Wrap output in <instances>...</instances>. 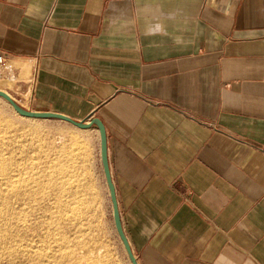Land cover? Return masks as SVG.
Here are the masks:
<instances>
[{
  "label": "crops",
  "instance_id": "crops-1",
  "mask_svg": "<svg viewBox=\"0 0 264 264\" xmlns=\"http://www.w3.org/2000/svg\"><path fill=\"white\" fill-rule=\"evenodd\" d=\"M0 55L104 124L138 264H264V0H0Z\"/></svg>",
  "mask_w": 264,
  "mask_h": 264
},
{
  "label": "rangeland",
  "instance_id": "rangeland-1",
  "mask_svg": "<svg viewBox=\"0 0 264 264\" xmlns=\"http://www.w3.org/2000/svg\"><path fill=\"white\" fill-rule=\"evenodd\" d=\"M16 68H17V71L15 72V74L16 75L19 74V75L16 76L17 78L15 80L9 79L11 76L8 72L0 70V73H1L0 74V89H4V90L11 92L13 97H15L17 99V101H19V103L23 107H25L26 109L35 110V106L33 104L34 103L33 84L35 83V81L33 83L29 81L30 79H33V74H30V71H31L30 66H27V68L26 67L19 68V69H21V72H19L18 67H16ZM26 92H30V95H28L27 97L24 96ZM9 123H10V125H9ZM86 140H87L86 136H82L79 133V129L77 127H74L73 125H71L70 123H68L64 120L53 119V118H30V117L22 116L19 113H17L15 110H13L11 105L4 98L0 97V161L3 162V163H0L1 164L0 165V182H2V183H0L1 184L0 185V187H1L0 192L1 193L3 192V194H4L5 188L10 191L9 192L8 190H6L7 192H5L7 194L9 192V196L7 194L3 195L1 193H0V196H1V198H4V197L9 198V200H10V198H16V196H17V198H30V197L33 198V197H35L36 198L35 201H37L38 198H41L43 196H44L43 198H47V196H48V198H51L52 201L46 200V202L48 201L47 204L52 203L51 204V207H53L52 209L57 211L56 208L58 206L57 207H55V206L59 205V203L56 204V199H53V198H58L59 196H60L59 198H61V196H62V198L64 199V197H65L64 200H67V202L64 200L63 201L68 203L67 205H69V204H71L70 201H72V196L74 198V195H75V198H79L81 200L80 207H81V211L83 210L82 211L83 216L81 213V218L74 221L71 217H70L71 218L70 219L65 214L67 220L62 219V218H65L62 215V213H64L62 211L63 206H64V204H63L64 202L60 203V206L63 204L61 206L62 208L60 209V206H59L58 207L59 210L57 211L58 213H60V211L62 212L61 213L62 216L59 220L61 222L59 224L60 226L57 225L59 228L56 229L57 227L54 228L53 225H50V227L48 229H50V231L52 232L53 228H54V230L56 229L58 232V230L61 229V224H63L64 229L62 228L63 230L61 229V232L60 231L58 232L60 235L57 234V237L58 236L61 237L63 235L68 234L67 237L70 238L68 240L70 241L69 244H71V246H72V244H75V242H76V244H79L77 246V248L80 247L82 249L83 246H85L84 248L89 246L90 249H93L92 251H93V253L95 252V254H96L95 250L99 247H102V251H101L102 253L100 254L101 256L99 258H102V260L104 261L105 264H109V263L110 264H131V262L128 258V255L124 249V246H123V244H122V242H121V240L117 234V231L115 229L114 220H113V212H112V203H111L109 193L107 192V188L105 186L95 185V182H97V180L95 178V171H93L91 169L92 155L89 153L88 147H86V143H85ZM59 152L60 153L64 152L61 154L62 159L60 158V154H58ZM54 153H55V155H54ZM63 154H64V156H63ZM56 155L57 156L59 155V157H57ZM55 156H56V158H55ZM56 159H59V160H56ZM60 160H63V161H60ZM52 161H54L56 164H58V161L61 162V164L63 162L62 167H60V163H59V167H58ZM48 162H50V163H48ZM30 164H32V165H30ZM54 164H55V166H54ZM51 165L53 167V170L55 169V171H53V170H49V171H51V174L54 172L56 175L53 173L55 176H53V174H52L53 177L50 176V180H48L49 179L48 176H47L48 177L47 179H45V178H46V175H50L49 174L50 172L48 171V169L51 167ZM31 166H33V168ZM47 167H48V169H47ZM55 167H57V169ZM66 167L69 170H67ZM59 168L61 169V170H59L60 174H58ZM27 169H29V170H27ZM5 170H7V171H5ZM62 170H64L65 172ZM27 171L28 172L30 171L29 174L26 173ZM31 171L33 173L36 171L34 173L35 179L32 178L33 176H31V175H33V173ZM38 171H39V173L41 172L40 175H39ZM56 172H58V173H56ZM62 172L65 173V174H63L65 177H63ZM7 173H8V175H7ZM44 173H46V174H44ZM10 175L12 176L13 179L8 180L11 178ZM22 175H27L26 177H29V176H31V177L27 178V180H26L25 176H22ZM57 175H58V177H57ZM13 176H15L16 178ZM37 176H38V178H37ZM39 176H41L42 178H40ZM17 177L20 179H18ZM23 177L25 178L26 181L23 180L24 179ZM53 178L54 179L56 178V179L54 180ZM59 178L62 180H60ZM14 179H15V181L17 179H18L17 180L18 182L20 181L19 184L16 181V183L18 185H16V183H12V181L15 182ZM37 179H39V180H37ZM57 179H59L60 181ZM33 180L35 181V183ZM43 180H45L46 186H45V184H43L44 183ZM51 180H52V182L50 184L52 186L54 185L53 186L54 188L50 185H49L50 188L47 186L49 184L48 181L50 182ZM30 181H32V182H30ZM58 181L63 182L64 184L59 183ZM25 182H30V183H32V184L34 183V184L32 185L30 183H25ZM53 182H54V184H53ZM7 183L9 184V186L11 185V189H12V187L15 188L14 191H12L13 192L12 194H11V189L6 187V186H8ZM55 183H57L58 186H55ZM78 183H80V184H78ZM4 184H5V188H4ZM20 184L21 185L22 184H24V185L30 184V185H32L31 187H33V188H30L29 185H28L29 187L27 185H25V186L23 185L21 187ZM61 184H63V185H61ZM63 186H64V189H65V186H67L64 191H63ZM16 187L21 188V190H22V188L25 187V191H24V189L22 190V192H24V194L22 195L21 190L18 189V190H20V191H18ZM37 187H38V189H37ZM41 187H43V188L47 187L50 190H49V192H45V191H48V189H42ZM26 188H29V190L33 189V191L32 192L28 191V189L26 190ZM3 189H4V191H1ZM40 189H42V190H40ZM34 190L36 191L37 194L35 193ZM56 190L58 191V193L63 191L64 194L62 192L61 194H63V195H61V194L59 195ZM66 190L67 191L69 190V191L67 192ZM14 192L18 195L21 194L22 196L19 195V196H21V197H19L18 195H15ZM26 192L27 193L30 192L29 193L30 195L27 194ZM50 192H51V195L49 197ZM53 192H54V195L52 194ZM71 192L73 193V195L71 194ZM31 193H32V196H31ZM34 193L36 194V196L37 195L38 196L36 197L34 195ZM46 193H48V195ZM25 194L27 195V197ZM2 195L4 197H2ZM70 195H72V196H70ZM51 196H56V197H51ZM67 196H68V198L71 197V198H69L70 200L67 199ZM5 200L6 199H4L3 201L0 200V207H2L4 205L3 208H6V213H8V214H5V212H4L1 215L0 218H1V220H3L2 222H4L5 224L9 223V222H13L12 219L15 221V219L20 215L23 217V221L25 220L24 221L25 225H23V227L21 225L11 226L9 229L10 233L13 231L14 232L12 234H10L9 230H8V232L5 230L6 233L8 235L18 236L17 239L18 238L24 239L23 243L26 246L25 249H31V252L33 253V255L30 257L31 252L27 255L25 253L20 254L19 252L17 253L14 251H12L11 254H7L6 252H3V250H4L3 247H4L5 243H1L2 245H0L1 246L0 247V254L1 253L2 254L0 255V258H1L0 264H36L35 262H37V264H39V263L45 264V262H46V261H44L45 258H41L36 253V252H38L39 249L43 248V246H44L42 244V242H43L42 238L44 237V234L46 233V232H44V229L46 231L48 230L46 226L40 227V225H41L40 223L43 222L47 218L46 216H43L44 218L42 216H40V219H39L38 213L40 211H37V210H39L37 206H40V203H39L40 201L38 200L37 201L38 203L35 202V204L37 203L35 205L37 210H35V212H32L31 210H29V208L28 209L25 208V207H28V202H26V204H25L24 201L16 202L15 199L14 200L11 199L10 201H12V202H10L8 199H7V201H5ZM1 202H3V204ZM4 202H9V204L4 203ZM1 204H2V206H1ZM13 204H15V205H13ZM76 204H78V203H76ZM76 204H74V205H76ZM8 205H11V207ZM20 205L22 208V209H20V212L22 214L17 213V211L20 208V207L18 208V206H20ZM82 205H83V207H82ZM14 206L18 210L16 209L14 211V209H15ZM12 209L14 212L12 211ZM22 210H24V211H22ZM10 213H12V214L15 213L16 215L17 214H19V215H17V216L12 215V217H14V218L10 219V217H11ZM68 213L71 214L69 211H68ZM15 216H16V218H15ZM37 217H38V219H37ZM41 219H43V221ZM6 220H7V222H5ZM64 220H66V221H64ZM77 221H79V222H77ZM36 222H38V223L36 224ZM66 222L68 223L67 224L68 226L64 227L65 226L64 224ZM78 223H80L81 225ZM36 226H37V232L39 235L35 234V227ZM79 226H81V229L79 228ZM13 228H15V230ZM24 228L25 229L27 228L28 231L24 230ZM78 228H79V230H78ZM39 230L40 231L43 230V231L40 232ZM65 230L67 233L65 232ZM61 233H63V234L61 235ZM21 235L24 238H21ZM35 235H36V237H35ZM37 236H39V238H40L38 243H37V241L39 238ZM90 241L92 242V244L90 243ZM85 242H87V243H85ZM35 244H37V245H35ZM51 245L53 246V247L51 246V249H54L53 251H55V249L58 248V247H56L55 244L54 245L51 244ZM27 246L29 248H27ZM36 246H38V247H36ZM33 249H34V252L32 251ZM34 253H35V255H34ZM54 253H56V252H54ZM57 253H59V252L57 251ZM13 254H15V255H13ZM22 254H24V255H22ZM8 255L9 256L11 255V256L8 257ZM34 256H38V257L35 258ZM106 258H108V259H106ZM39 259H40V261L38 263ZM71 259L72 258L70 257V260ZM12 260H13V262H12ZM92 260L95 262L94 259H92ZM47 264H49V263H47Z\"/></svg>",
  "mask_w": 264,
  "mask_h": 264
},
{
  "label": "bare ground",
  "instance_id": "bare-ground-1",
  "mask_svg": "<svg viewBox=\"0 0 264 264\" xmlns=\"http://www.w3.org/2000/svg\"><path fill=\"white\" fill-rule=\"evenodd\" d=\"M9 79H11V80H14L13 78H9ZM1 90H3V91H5V92H7V93H9L11 96H12V98H14L16 101H17V99L15 98V97H13V95H12V93L11 92H9V91H7V90H4V89H1ZM18 103H19V101H17ZM9 103V102H8ZM10 104V103H9ZM20 104V103H19ZM11 105V104H10ZM21 105V104H20ZM11 107H12V105H11ZM13 108V107H12ZM13 110H15L14 108H13ZM9 125H10V123H9ZM33 146V145H32ZM61 149V148H60ZM64 149V148H63ZM60 151V150H59ZM65 151V150H64ZM27 153V152H26ZM62 153H64V152H62ZM62 153H58V154H60V158H61V154ZM54 155H55V153H54ZM66 155V154H65ZM57 156V155H56ZM56 156H55V158H56ZM63 156H64V154H63ZM62 156V157H63ZM67 156V155H66ZM57 157H59V155L57 156ZM68 157V156H67ZM54 158V159H55ZM64 158V157H63ZM35 159V158H34ZM62 159V158H61ZM8 160V159H7ZM32 160V159H31ZM50 160V159H49ZM56 160H59V159H56ZM11 161V160H10ZM36 161V160H35ZM55 161V160H54ZM54 161H52V162H54ZM60 161H63V160H60ZM8 162V161H7ZM6 162V163H7ZM33 162V161H32ZM40 162V161H39ZM56 162V161H55ZM54 162V163H55ZM0 163H3L2 161H0ZM5 163V164H6ZM10 163V162H9ZM31 163V162H30ZM47 163V162H46ZM48 163H50V162H48ZM59 163H60V167H62V164H63V162H62V164H61V162H59L58 161V164H56L58 167H59ZM4 164V165H5ZM33 164V163H32ZM32 164H30V165H32ZM52 164V163H51ZM55 164H54V166H55ZM1 165V164H0ZM29 165V166H30ZM53 165V164H52ZM52 165H51V169L49 168L48 169V167H47V169H48V171L49 170H53V167H52ZM8 166V165H7ZM6 166V167H7ZM28 166V167H29ZM35 166V165H34ZM4 167V166H3ZM27 167V166H26ZM32 168H33V166H31ZM64 167V166H63ZM21 168V167H20ZM30 168V167H29ZM46 168V167H45ZM56 169H57V167H55ZM63 169V168H62ZM66 169H67V167H66ZM27 170H29V169H27ZM33 170V169H32ZM35 170V169H34ZM43 170V169H42ZM41 170V171H42ZM59 170H61L60 168L58 169V172H59ZM65 170V169H64ZM64 170H62V171H64ZM67 170H69V169H67ZM3 171V170H2ZM5 171H7V170H5ZM18 171V170H17ZM47 171V172H48ZM53 171H55V169L53 170ZM52 171V172H53ZM66 171V170H65ZM64 171V172H65ZM9 172V171H8ZM22 172V171H21ZM20 172V173H21ZM30 172V171H29ZM29 172L27 171L26 173H28L29 174ZM32 172V171H31ZM36 172V171H35ZM34 172V173H35ZM46 172V171H45ZM50 173V175H46V178L45 179H47L48 177H49V179L48 180H50V176H52V174L54 173H52L51 174V171H49ZM58 172H56V173H58ZM64 172H62V175L63 174H65ZM3 173V172H2ZM1 173V174H2ZM25 173V174H26ZM33 173V172H32ZM34 173H33V175H31V176H33L32 178L33 179H35L34 178ZM38 173H39V171H38ZM10 174V173H9ZM31 174V173H30ZM41 174V172L39 173V175ZM44 174H46V173H44ZM43 174V175H44ZM55 174V173H54ZM53 174V176H55ZM58 174H60V172L58 173ZM68 174V173H67ZM7 175H8V173H7ZM19 175V174H18ZM36 175V174H35ZM42 175V176H43ZM61 175V176H62ZM11 176V175H10ZM22 176H25V178H26V180H27V178H29V177H31V176H29V177H26L27 175H22ZM45 176V175H44ZM43 176V177H44ZM48 176V177H47ZM52 176V177H53ZM60 176V175H59ZM13 177H15V176H13ZM19 177V176H18ZM17 177V178H18ZM40 178H42L41 176H39ZM57 177H58V175H57ZM63 177H65L64 175H63ZM16 178V177H15ZM22 178V177H21ZM24 178V177H23ZM25 178L23 179L24 181H26L25 180ZM37 178H38V176H37ZM39 178V179H40ZM62 178V177H61ZM71 178V177H70ZM7 179V178H6ZM11 179H13L12 178V176H11V178L10 179H8V180H11ZM18 179H20V178H18ZM17 179V180H18ZM39 179H37V180H39ZM54 179V178H53ZM52 179V180H53ZM56 179V178H55ZM54 179V180H55ZM60 179V178H59ZM59 179H57V180H59ZM16 180V181H17ZM30 180V179H29ZM41 180V179H40ZM52 180L49 182L48 181V187L50 188V186H52L50 183L52 182ZM53 180V181H54ZM60 180H62V179H60ZM59 180V181H60ZM14 181H15V179H14ZM16 181L15 182H13L12 181V183H16ZM34 181V180H33ZM44 181V183L43 184H45V186H46V183H45V180H43ZM58 181V182H59ZM69 181V180H68ZM6 182V181H5ZM10 182V181H9ZM20 182V181H19ZM19 182L17 181V183L19 184ZM30 182H32V181H30ZM30 182H25V183H30ZM42 182V181H41ZM40 182V183H41ZM47 182V181H46ZM65 182V181H64ZM0 183H2V182H0ZM16 183V185H18ZM34 183H35V181H34ZM33 183V184H34ZM38 183V182H37ZM59 183H63V182H59ZM8 184V183H7ZM30 184H32V183H30ZM30 184H25V185H29L30 186V188H33V187H31L32 185H30ZM39 184V183H38ZM37 184V185H38ZM42 184V183H41ZM40 184V185H41ZM53 184H54V182H53ZM57 183H55V186H58V184L56 185ZM64 184V183H63ZM63 184H61V185H63ZM66 184V183H65ZM68 184V183H67ZM71 184V183H70ZM78 184H80V183H78ZM1 185V184H0ZM3 185V184H2ZM15 185V184H14ZM21 185V184H20ZM24 184H22L21 185V187L23 186ZM24 185V186H25ZM36 185V186H37ZM50 185V186H49ZM26 186V187H27ZM28 186V187H29ZM54 186V185H53ZM52 186V187H53ZM69 186V185H68ZM76 186V185H75ZM79 186V185H78ZM6 187H8L9 189H11V185L9 186V184H8V186H6ZM18 187V186H17ZM16 187V188H17ZM35 187V186H34ZM62 187V186H61ZM66 187L67 186H65V189H66ZM72 187V186H71ZM4 188H5V184H4ZM40 188V187H39ZM42 189H48V191H45V192H49V188H43V187H41ZM54 188V187H53ZM0 189H1V187H0ZM14 189L15 188H13L12 187V189H11V194L13 193L12 191H14ZM18 189H20L21 190V188H17V190ZM24 189V191H25V187L24 188H22V190ZM28 189V191H33V189L32 190H29V188H26V190ZM36 189V188H35ZM37 189H38V187H37ZM42 189H40V190H42ZM52 189V188H51ZM61 189V188H60ZM59 189V190H60ZM64 189V186H63V191L65 190ZM72 189V188H71ZM6 190H8V189H6L5 188V191H4V189L3 190H1V191H4V194H3V192L1 193V194H3V195H6L7 193H5V192H7ZM20 190H18V191H20ZM22 190H21V192H22ZM39 190V191H40ZM73 190V189H72ZM9 191V190H8ZM35 191V190H34ZM57 191V190H56ZM61 191V190H60ZM62 191V192H63ZM67 191V190H66ZM65 191V192H66ZM69 191V190H68ZM67 191V192H68ZM77 191V190H76ZM10 192V191H9ZM9 192H8V196H9ZM62 192H59L58 193V191H57V193L60 195ZM73 192V191H72ZM71 192V194L73 195V193ZM15 193V192H14ZM27 193V192H26ZM30 193V192H29ZM29 193H27V194H29ZM35 193H36V191H35ZM34 193V195L36 196V194ZM56 193V192H55ZM77 193V192H76ZM22 195L24 194V192H22L21 193ZM21 194H19V195H21ZM42 194V193H41ZM45 194V193H44ZM47 195H48V193H46ZM53 195H54V192L52 193ZM57 194V195H58ZM63 194H64V192H63ZM63 194H61V195H63ZM2 195V197H4ZM14 195V194H13ZM15 195H18V194H16L15 193ZM18 195V196H19ZM21 195V196H22ZM26 195V194H25ZM24 195V196H25ZM30 195V194H29ZM33 195V196H34ZM50 195H51V192H50V194H49V197H50ZM69 195V194H68ZM72 195H70V196H72ZM21 196H19V197H21ZM31 196H32V193H31ZM38 196V195H37ZM36 196V197H37ZM41 196V195H40ZM66 196V195H65ZM11 197V196H10ZM26 197H27V195H26ZM44 197V196H43ZM43 197H41V198H38V200L40 201L39 203H40V206H37L38 207V209L39 210H37L36 209V204L38 203L37 201H35V197H30V198H17V196H16V198H10V200L11 199H15V201L16 202H20V201H24L25 202V204H26V202H28V207H25V208H29V210H31L32 212H35V210H37V211H40L38 214H39V219H40V216H46L45 218V220L43 221V219H41L43 222H41L40 224L42 225H40V227H44V226H46L47 227V229L50 227V225H53L54 226V228L55 227H57L56 229H58L59 227L57 226V225H59L61 222L59 221L60 220V218H61V216L63 215L65 218H62V219H66V216L67 217H71L74 221H76V220H78V219H80L81 218V213H82V211H81V207H80V203H81V200L79 199V198H75V195H74V198H73V196H72V201H70L71 202V204H69V205H67L68 203H66L67 202V200H64L65 199V197H64V199L62 198V196H61V198H53V199H56V204H58L59 203V205H56L55 203V207H59L60 206V203H63L64 201H66V202H64L63 204H64V206H63V209H62V211L64 212V213H62L61 211H60V213H58L57 211L59 210L58 209V207L56 208L57 209V211L56 210H53L52 208L53 207H51V204L50 203H48L47 204V202H46V200H50V201H52L51 200V198H48V196H47V198H43ZM46 197V196H45ZM51 197H56V196H51ZM69 198H71V197H69ZM68 198V196H67V199H69ZM4 199H6L5 201H7V199L9 200V198H6V197H4V198H1V196H0V200H4ZM9 200V201H10ZM64 200V201H63ZM70 200V199H69ZM14 201V202H15ZM46 203H45V202ZM55 201V200H54ZM10 202H12V201H10ZM35 202H37L36 204H35ZM2 204H3V202H1ZM4 203H8L9 204V202H4ZM73 203V204H72ZM76 203H78V204H76ZM2 204H1V206H2ZM50 204V205H49ZM62 204V205H63ZM74 204H76V205H74ZM6 205V204H5ZM13 205H15V204H13ZM61 205V206H62ZM4 206V205H3ZM3 206L2 207H0V217H1V215L5 212V214H8V213H6V208H3ZM7 206V205H6ZM8 206H10L11 207V205H8ZM54 206V205H53ZM60 206V209L62 208ZM15 207V206H14ZM20 207V208H19ZM24 207V206H23ZM82 207H83V205H82ZM9 208V207H8ZM18 208H19V210L15 207V209H14V211L17 209L18 211H17V213H21L20 212V209H22L21 208V205L20 206H18ZM11 209V208H10ZM83 209V208H82ZM65 210V211H64ZM9 211V210H8ZM12 211H13V209H12ZM13 211V212H14ZM22 211H24V210H22ZM68 211L71 213V214H69L68 213ZM26 212V211H25ZM16 213V212H15ZM12 214V213H10L11 214V217H10V219H12V218H14V217H12V215L14 216V215H16V214ZM30 213V212H29ZM37 213V212H36ZM61 213H62V215H61ZM9 214V215H10ZM22 214V213H21ZM60 214V215H59ZM65 214H66V216H65ZM8 215V216H9ZM17 215H19V214H17ZM16 215V216H17ZM24 215V214H23ZM5 216V215H4ZM16 216H15V218H16ZM82 216H83V213H82ZM44 218V217H43ZM49 218V219H48ZM70 218V219H71ZM36 219V218H35ZM37 219H38V217H37ZM61 219V220H62ZM69 219V220H70ZM67 220V219H66ZM66 220H64V221H66ZM68 220V221H69ZM3 220H1V218H0V245H2L1 243H5V245H4V247H3V252H6L7 254H11V252L12 251H14V252H19L20 254L21 253H25V254H29L30 252H31V249H25L26 248V246H25V244L23 243V241H24V239H17V237L18 236H13V235H8L7 233H6V231L8 232V230L10 229V227L11 226H15V225H21L22 227H23V225H25V220L23 221V217L20 215V216H18L16 219H15V221L12 219V221L13 222H9V223H4V222H2ZM36 221V220H35ZM81 221V220H80ZM5 222H7V220L5 221ZM77 222H79V221H77ZM38 222H36V224H37ZM68 223L66 222L64 225V227H67L68 225H67ZM73 224V223H72ZM78 224H80V223H78ZM32 225V224H31ZM81 225V224H80ZM38 226V225H37ZM37 226L35 227V234L36 235H39L38 234V232H37ZM60 226V225H59ZM25 227V226H24ZM27 227V226H26ZM16 228V227H15ZM15 228H13L14 230H15ZM29 228V227H28ZM54 228H53V231L51 232L50 231V229H48L47 231L44 229V232H46L45 234H44V237L42 238L43 239V242H42V244L45 246H43V248H41V249H37L38 250V252H36L41 258H45V260L44 261H46L47 263H51V264H105L104 263V261L102 260V258H99L101 255V251H102V247H99V248H97L95 251H96V254H95V252L93 253V249H90L89 248V246H87L86 248H84L85 246H83V248L81 249L80 247L79 248H77V246L79 245V244H76V242H75V244H72V246H71V244H69V240L68 239H70L69 237H67L68 236V234L67 235H63V236H61V237H57V234H59L58 232L60 231L61 232V229L63 228V224H61V229H59L58 230V232H57V230L55 231L54 230ZM79 228L81 229V226H79ZM79 228H78V230H79ZM64 229V228H63ZM62 229V230H63ZM6 230V231H5ZM12 230V229H11ZM24 230H27V228L25 229L24 228ZM52 230V229H51ZM77 230V231H78ZM28 231V230H27ZM40 231V230H39ZM43 231V230H42ZM42 231H40V232H42ZM82 231V230H81ZM14 232V231H13ZM13 232H11L10 233V230H9V233L10 234H12ZM63 232V231H62ZM65 232H66V230H65ZM79 232V231H78ZM19 233V232H18ZM67 233V232H66ZM65 233V234H66ZM15 234V233H14ZM30 234V233H29ZM63 233H61V235H62ZM17 235V234H16ZM36 235H35V237H36ZM60 235V234H59ZM42 236V235H41ZM38 238H39V236H37ZM21 238H24V237H22V235H21ZM37 239V238H36ZM39 240H40V238L38 239V241H37V243L39 242ZM74 240V239H73ZM76 240V239H75ZM78 240V239H77ZM80 241V240H79ZM82 242V241H81ZM80 242V243H81ZM85 243H87V242H85ZM90 243L92 244V242L90 241ZM40 244V243H39ZM51 244H55L56 245V247H58L57 249H55V251H53L54 249H51ZM82 244V243H81ZM35 245H37V244H35ZM85 245V244H84ZM24 246V247H23ZM40 246V245H39ZM1 247V246H0ZM33 247V246H32ZM36 247H38V246H36ZM53 247V246H52ZM27 248H29L28 246H27ZM2 250V249H1ZM33 252H34V249L32 250ZM36 251V250H35ZM57 251L59 252V253H57ZM2 252V251H1ZM54 252H56V253H54ZM2 254V253H1ZM0 254V255H1ZM4 254V253H3ZM36 254V255H37ZM13 255H15V254H13ZM12 255V256H13ZM22 255H24V254H22ZM33 255V253L31 252V255H30V257ZM34 255H35V253H34ZM11 256V255H10ZM9 255H8V257H10ZM3 257V256H2ZM14 257V256H13ZM35 258L36 257H38V256H34ZM33 257V258H34ZM39 257V258H40ZM70 257L72 258L71 260H70ZM16 258V257H15ZM22 258V257H21ZM1 259V258H0ZM92 259H94L95 260V262L92 260ZM106 259H108V258H106ZM37 260V259H36ZM42 260V259H41ZM39 261H40V259L38 260V263H39ZM83 261V262H82ZM85 261V262H84ZM12 262H13V260H12ZM45 262V264H47ZM36 264H37V262H35ZM39 264H41V263H39ZM110 264V263H109Z\"/></svg>",
  "mask_w": 264,
  "mask_h": 264
},
{
  "label": "water",
  "instance_id": "water-1",
  "mask_svg": "<svg viewBox=\"0 0 264 264\" xmlns=\"http://www.w3.org/2000/svg\"><path fill=\"white\" fill-rule=\"evenodd\" d=\"M0 97L4 98L7 102H9L17 113L25 117L60 119V120L70 122L79 128H89L93 125L98 127L100 131V136H101V159H102V164L104 167V172H105V176H106V180H107V184L109 188L115 229L124 246V249L128 255V258L131 264H138L136 254L133 250V247L131 245V242L128 238V235L123 225L121 211L119 207V201H118L117 193H116V187L113 183L111 172H110V166H109V160H108L107 133H106L105 126L101 122V120L94 117V118H91L89 122L86 123L84 121L75 120L68 115L58 113V112L37 111V110L26 109L25 107L20 105L14 98H12V96L9 93L1 89H0Z\"/></svg>",
  "mask_w": 264,
  "mask_h": 264
},
{
  "label": "built area",
  "instance_id": "built-area-1",
  "mask_svg": "<svg viewBox=\"0 0 264 264\" xmlns=\"http://www.w3.org/2000/svg\"><path fill=\"white\" fill-rule=\"evenodd\" d=\"M0 70L8 72L11 78H13L14 80L17 78L16 76L19 75V74L17 75L15 74L17 68L15 66L14 61L2 55H0ZM19 72H21V69H19ZM30 74H33V72L30 71ZM29 81L32 83L35 81L34 74H33V79H30ZM260 151L264 153V142L260 145Z\"/></svg>",
  "mask_w": 264,
  "mask_h": 264
},
{
  "label": "clouds",
  "instance_id": "clouds-1",
  "mask_svg": "<svg viewBox=\"0 0 264 264\" xmlns=\"http://www.w3.org/2000/svg\"><path fill=\"white\" fill-rule=\"evenodd\" d=\"M160 25H155L153 28L149 29V34L153 33V32H156V31H159L160 30Z\"/></svg>",
  "mask_w": 264,
  "mask_h": 264
}]
</instances>
